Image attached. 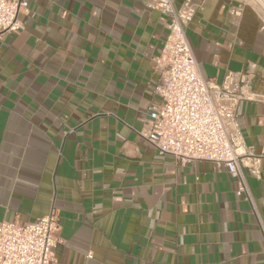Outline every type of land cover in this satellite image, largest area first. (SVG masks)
<instances>
[{
    "label": "crops",
    "instance_id": "obj_1",
    "mask_svg": "<svg viewBox=\"0 0 264 264\" xmlns=\"http://www.w3.org/2000/svg\"><path fill=\"white\" fill-rule=\"evenodd\" d=\"M195 1L185 34L200 74L217 85L251 74L264 94L261 14ZM152 2L28 0L23 29L0 36V223L54 209L50 264H264V231L227 172L138 135L161 102L167 29ZM237 124L261 157L247 182L264 229V105L240 103Z\"/></svg>",
    "mask_w": 264,
    "mask_h": 264
},
{
    "label": "built area",
    "instance_id": "obj_2",
    "mask_svg": "<svg viewBox=\"0 0 264 264\" xmlns=\"http://www.w3.org/2000/svg\"><path fill=\"white\" fill-rule=\"evenodd\" d=\"M148 7L166 19L167 35L155 60L161 70L155 88L161 102L150 108L149 121L138 135L159 154L182 164L207 162L224 169L236 182V195L249 203L264 231L247 182L248 176L260 178L261 157L245 145L237 124L240 103L264 105V94L253 90L251 74L228 76L221 85L200 74L185 29L202 9L201 2L183 0L176 9L172 0H153ZM27 13L28 0H0V36L21 31L19 16ZM233 15L239 17L240 12ZM58 230L54 209L34 222H1L0 264H50Z\"/></svg>",
    "mask_w": 264,
    "mask_h": 264
},
{
    "label": "rangeland",
    "instance_id": "obj_3",
    "mask_svg": "<svg viewBox=\"0 0 264 264\" xmlns=\"http://www.w3.org/2000/svg\"><path fill=\"white\" fill-rule=\"evenodd\" d=\"M241 1L255 8L264 19V0H241Z\"/></svg>",
    "mask_w": 264,
    "mask_h": 264
}]
</instances>
